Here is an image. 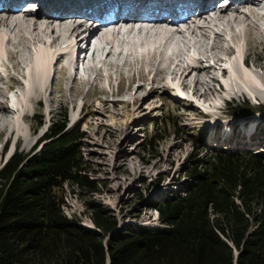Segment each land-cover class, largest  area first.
Returning a JSON list of instances; mask_svg holds the SVG:
<instances>
[{
  "label": "trees",
  "instance_id": "1",
  "mask_svg": "<svg viewBox=\"0 0 264 264\" xmlns=\"http://www.w3.org/2000/svg\"><path fill=\"white\" fill-rule=\"evenodd\" d=\"M44 136L38 153L14 152L0 168V264H264L258 156L222 151L190 161L180 191L153 205L157 225L123 228L91 208L89 228L66 215L61 193L65 184L98 191L86 175L81 125L54 123Z\"/></svg>",
  "mask_w": 264,
  "mask_h": 264
},
{
  "label": "rangeland",
  "instance_id": "2",
  "mask_svg": "<svg viewBox=\"0 0 264 264\" xmlns=\"http://www.w3.org/2000/svg\"><path fill=\"white\" fill-rule=\"evenodd\" d=\"M215 10L217 13L221 11L216 8ZM256 35L253 31L251 37L255 38ZM247 43L248 38L241 44L246 52L248 51ZM38 46L39 49L46 51L50 48L48 45ZM193 53L182 59V66H186L190 60L194 59L196 53ZM114 60L117 59L108 58L109 62ZM230 60V56H226V62L222 64L224 66H221L232 70ZM127 61L125 67L115 69L117 71L107 79L98 77L95 81L96 85L91 87L77 78L75 81L73 76L64 77L63 82H59L58 70L64 64L62 61L57 65L58 69L51 84L53 95L46 93L47 100L45 99V103L36 108L41 116H34L30 107L27 112L28 119L16 118L13 121L12 127L22 126V134L29 142L28 147L11 140L3 148L4 137L0 138L1 168L14 152L38 153L41 144L35 145L36 141L54 123L65 124L67 128H72L76 124L81 125L84 134L81 150L87 163L86 175L96 182L98 191L73 190L70 185L65 184L61 193L64 195L63 210L66 215L80 218L83 225L89 228H94L89 215L91 208H99L108 215L114 216L123 228L130 225L147 227L157 225L158 220L155 219L157 213L153 205L159 198L180 191L183 182L187 180L186 173L191 166L190 161L195 159H206L215 152L226 151L233 155L252 154L264 161V99L257 100L237 94L228 96L226 92L223 94L214 92L204 96L203 91L207 90L206 85L199 86L197 95H194L193 84L191 88L190 86L187 89L181 88L182 80L179 77L168 76L167 80L171 85L166 83L169 89H159V93L157 92L147 101L140 99L137 105L131 101L127 102L130 99L127 96L111 97L110 95L111 99L123 102L121 104L119 101L115 102L116 108L131 103L129 111L123 115H116L117 111L114 107L112 114L110 112L104 115L87 114L91 105L100 106L95 97L97 91L107 90L109 93H115L118 78L122 80V90L132 82L146 83L143 92L137 95L139 98L146 95L151 86H156V84L151 85L152 76L148 75L150 70L148 64L135 63L132 57ZM205 64L208 63L205 62ZM157 65L158 63L156 67ZM164 66L162 64L158 68L161 69ZM256 73L261 71L258 70ZM158 77L161 75L155 78ZM205 78L213 88L229 83L226 76H219L218 82L212 81L209 77ZM190 82L192 83V80ZM263 83L262 81V90ZM225 87L229 92L233 91L230 85ZM80 90L85 95L90 94L91 97L89 95V97L77 98L76 93ZM98 96L105 98L103 94ZM16 103L20 105L17 99ZM83 103L84 108L80 113V106ZM48 109L53 110L51 115L47 113ZM123 153H126L130 160L126 169L119 167L126 162L125 158L121 157Z\"/></svg>",
  "mask_w": 264,
  "mask_h": 264
},
{
  "label": "bare ground",
  "instance_id": "3",
  "mask_svg": "<svg viewBox=\"0 0 264 264\" xmlns=\"http://www.w3.org/2000/svg\"><path fill=\"white\" fill-rule=\"evenodd\" d=\"M30 1H32L31 3L35 2V0ZM37 1L41 4L37 12L31 10L23 12L20 9L21 6L16 11L4 12L0 10V66H2L0 71V138L3 139L4 137L3 148L11 140H14L16 144L22 143L24 147H28L29 142L22 134V126L14 125L13 128V121L16 118L28 119L27 112L30 107L34 116H41L36 108L45 103L47 100L45 98L46 93H49L50 96L53 95L51 84L56 69H58L57 65L62 61H64V64L58 70L59 82H63L62 79L64 80V77H66L64 76L65 72L67 74L70 72L67 77L73 76L74 80L76 75L71 74V72L74 73L78 70L84 73L88 72L90 68L80 65L84 61L86 63L91 62L94 69L100 71L102 67L119 70L120 67L127 64V59L130 57L134 59L135 63L141 65L146 63L150 66L148 75L152 76L151 85L156 84V86H151L146 95L142 98L137 96L144 89L146 83L134 84L132 82L118 94L109 93L107 90H99L94 94L97 96L103 94L105 98L95 96L100 106L91 105L87 111L89 115H104L108 112L112 114L113 107L117 111L116 115H123L129 111L131 103L137 105L140 99L147 101L159 89H169L168 76L179 77L182 80L181 88L187 89L188 86L191 88L194 85V95H197L199 86L206 85L207 90L203 91L204 96L214 94V92H222V94L226 92L228 96L237 94L256 98L257 100L264 99V89L262 90L261 87V82H264V0H232L228 8L221 11L216 17L211 15L215 8H208L206 12H201L198 15V18L204 19L203 22H197L193 20V17H197L191 16L185 22L169 25L173 26L174 30L168 28L167 24H163L162 20L151 21L149 23L151 25L136 28L133 30L134 32L128 30L125 37L118 35L112 29H104L105 26L94 29L86 37L82 36L87 30L83 17H89L91 14L87 12L81 17H73L71 14L75 12L73 9L78 7L89 10L94 9L95 5L91 2L84 6L79 0ZM194 1H200L204 5L206 3L212 4L211 2L215 0ZM153 2L154 0H147L145 4L149 5ZM130 7H133V13H135L130 14L133 20L139 18L138 12H143L146 9V6L132 5ZM155 9H157L156 6H153L146 10L154 11ZM165 9L168 10L165 7L160 10L166 12ZM255 9H261L262 14H257ZM52 10H58L60 14H55ZM129 24L131 27L133 26V23ZM181 24L188 26L186 32L178 29ZM113 25L108 24V26ZM253 31L257 34L255 38L251 37ZM72 37L75 40L71 44L70 39ZM247 38L248 51L246 52L242 49L241 44ZM66 41H70V47L63 50V54L55 61L52 54L47 57L49 50L35 48L39 44L46 45V43L50 47L58 46ZM82 43L85 45L84 49L80 46ZM103 44H105L104 47H102ZM58 49H61V47ZM90 49L93 51L86 56L85 54ZM192 50L197 55L192 61L190 60L189 64L182 66V59L188 56V52ZM167 52L173 56H167ZM226 56L231 58L232 70L221 66L226 62ZM96 58H99L98 61H96ZM108 58H116L117 60L109 62ZM155 61H158L157 67ZM205 61L212 64L207 66ZM135 63L131 64L135 65ZM162 64L165 66L161 69L158 68ZM97 65L100 68H96ZM244 65L246 69H242ZM212 70L217 74H213ZM258 70L261 73H256ZM91 71H93L92 68ZM159 75L161 77L155 78ZM107 76H110L108 71ZM219 76H226L230 84L224 83L219 88H213L205 78L209 77L212 81L218 82ZM90 82L88 79L84 81L86 84ZM229 85L233 89L231 92L225 87ZM63 92L61 89V93ZM89 95H85L81 90L76 93L77 98L89 97ZM110 95L111 97L127 96L130 98L127 102L131 101V103L116 108L117 104L115 102L119 100L111 99ZM12 96L16 97L21 106L15 100H12ZM119 102L120 104L123 103L122 101ZM83 108L84 103L82 110ZM47 113L51 115L53 110L48 109ZM121 157H124L126 162L123 165L120 164L119 167L126 169L130 162L128 155L123 153Z\"/></svg>",
  "mask_w": 264,
  "mask_h": 264
},
{
  "label": "water",
  "instance_id": "4",
  "mask_svg": "<svg viewBox=\"0 0 264 264\" xmlns=\"http://www.w3.org/2000/svg\"><path fill=\"white\" fill-rule=\"evenodd\" d=\"M237 256H238V252L235 251V257L237 258ZM107 264H110V259H108Z\"/></svg>",
  "mask_w": 264,
  "mask_h": 264
},
{
  "label": "snow or ice",
  "instance_id": "5",
  "mask_svg": "<svg viewBox=\"0 0 264 264\" xmlns=\"http://www.w3.org/2000/svg\"><path fill=\"white\" fill-rule=\"evenodd\" d=\"M225 67H227V65H225Z\"/></svg>",
  "mask_w": 264,
  "mask_h": 264
}]
</instances>
